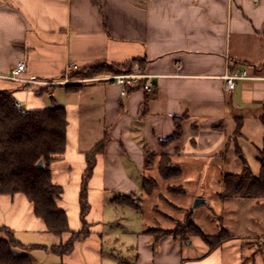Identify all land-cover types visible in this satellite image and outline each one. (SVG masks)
<instances>
[{
    "label": "crops",
    "instance_id": "crops-1",
    "mask_svg": "<svg viewBox=\"0 0 264 264\" xmlns=\"http://www.w3.org/2000/svg\"><path fill=\"white\" fill-rule=\"evenodd\" d=\"M132 58L144 61L150 76L142 83L151 90L122 95L121 86L73 78L68 67ZM21 59L24 77L52 82L8 78ZM226 69L250 77L226 91ZM73 83L81 86L68 90ZM0 89L25 110L62 106L66 113L65 149L50 164L66 229L49 231L22 193L0 195V226L39 245L16 249L33 264H264V231L248 232L245 244L227 234L212 249L199 236L155 239L146 231L173 228L163 202L187 209L186 195L235 216L239 201L221 196L226 154L231 145L242 152L244 131H259L261 145L264 136V0H0ZM177 124L180 135L167 140ZM103 140L87 171V156ZM163 157L177 174L162 176ZM145 180L155 183L150 193ZM122 196L132 202L115 199ZM194 221L207 235L220 231ZM82 230L68 252L50 249Z\"/></svg>",
    "mask_w": 264,
    "mask_h": 264
},
{
    "label": "trees",
    "instance_id": "trees-1",
    "mask_svg": "<svg viewBox=\"0 0 264 264\" xmlns=\"http://www.w3.org/2000/svg\"><path fill=\"white\" fill-rule=\"evenodd\" d=\"M143 62L142 59L132 58L121 64L96 63L75 69L70 72V76L86 78L102 73H117L132 70L135 63H138L142 70ZM66 86L68 90H76L81 84L73 83ZM134 88L130 87L128 90ZM14 102L10 91L0 89V195L22 193L32 203L34 214L43 220L46 228L51 232L60 233L67 227L66 213L56 203L62 193V186L52 181L50 164L60 158L65 149L67 126L65 109L62 106H53L41 110H19ZM260 121L264 126V114ZM180 133V126L177 124L167 140H175ZM103 142L104 140L87 156V171L92 167L94 155L100 151ZM240 153L242 152L238 149L237 154ZM150 155L148 153V156ZM256 159L260 164L257 175H254L247 166L240 172H224V197H264V136ZM39 160L42 161L40 167L37 166ZM159 169L165 178L177 174L178 171L176 167L169 165L167 157L161 159ZM143 186L144 190L150 193L155 183L152 180H145ZM130 197L122 196L115 199L124 201ZM80 203L83 214L87 208L83 192ZM146 231L155 239L164 235L179 236L183 240L199 236L210 249L216 247L227 235H223L222 231L213 235L202 232L194 221L193 209H188L184 219L177 221L171 229L149 227ZM85 234V230L72 232L65 243L52 245L50 249L58 254L66 253L70 250L72 242ZM34 246L39 245L23 244L10 228L0 226V264H33L30 257L16 249Z\"/></svg>",
    "mask_w": 264,
    "mask_h": 264
},
{
    "label": "rangeland",
    "instance_id": "rangeland-1",
    "mask_svg": "<svg viewBox=\"0 0 264 264\" xmlns=\"http://www.w3.org/2000/svg\"><path fill=\"white\" fill-rule=\"evenodd\" d=\"M87 78V77H86ZM90 78V77H88ZM245 136L239 139V142L242 146V153L244 156V159L241 158V154H236L233 151V145H231L228 153L226 154V158L228 161V171L231 172H240L242 171L243 167L247 166L250 168L251 172L254 175H257L259 173L260 164L258 160L256 159V155L258 154V148L261 147V141L259 139V131H244ZM262 134V131H261ZM178 187H176L177 189ZM223 191H224V185H223ZM223 199H231L227 200V202L230 201H239L237 202L238 205L236 206V213L235 216H232L231 214L223 212V214L211 207L207 206L206 204H201L196 207H193L194 199H188L187 195L185 196V200L189 202V207L186 209H177L176 207H171L169 205H166L163 201V204L166 209L172 213V216L177 221H181L185 217L186 211L188 209H193V217L197 219L198 223L202 226H206V222L213 227L215 230L216 228L220 231L224 232L225 234H235V235H242V243L245 244L247 240V233L250 231H254L257 234L264 231V216H261L259 212H264V202L258 206L255 205L254 202L257 201H264V197L260 198H254V197H239V196H232V197H224L223 192L221 193ZM237 198V199H236ZM133 198H128L124 201L131 203ZM181 199V198H179ZM178 199V200H179ZM183 199V198H182ZM178 200L176 202H178ZM162 202H160L158 205V209H162L161 206L163 205ZM236 203V204H237ZM226 205V203H225ZM196 217H195V214ZM222 215V216H221ZM180 218V219H179ZM176 221V222H177ZM176 224V223H175ZM227 232V233H225ZM227 238V235L224 236L225 239Z\"/></svg>",
    "mask_w": 264,
    "mask_h": 264
},
{
    "label": "built area",
    "instance_id": "built-area-1",
    "mask_svg": "<svg viewBox=\"0 0 264 264\" xmlns=\"http://www.w3.org/2000/svg\"><path fill=\"white\" fill-rule=\"evenodd\" d=\"M69 68L77 69V65L73 63L68 64ZM26 69V63L24 59L19 60L15 66L11 69L10 74L7 76L10 79L19 81L23 84L29 83H51L52 81H41L36 79L34 76L24 77L22 72ZM150 75L145 73L143 70H140V67L136 65L132 70L120 71L117 73H109L104 75H98L95 77H90L89 79L93 80H103L109 83L117 84L121 86L122 95H126L128 93V89L134 87H141L144 90H151L153 85L150 82H141V80L148 78ZM250 76L245 70L241 71H229L226 69L224 73L221 75V78L224 81V89L226 91H231L236 84L238 79L249 78ZM14 105L17 109L21 110L22 103L19 101H15Z\"/></svg>",
    "mask_w": 264,
    "mask_h": 264
},
{
    "label": "water",
    "instance_id": "water-1",
    "mask_svg": "<svg viewBox=\"0 0 264 264\" xmlns=\"http://www.w3.org/2000/svg\"><path fill=\"white\" fill-rule=\"evenodd\" d=\"M37 166H39V167L42 166V161L41 160L38 161ZM203 202H204V199L196 198L195 201H194L193 207H196V206L200 205Z\"/></svg>",
    "mask_w": 264,
    "mask_h": 264
}]
</instances>
